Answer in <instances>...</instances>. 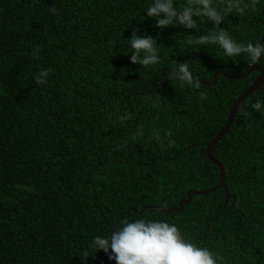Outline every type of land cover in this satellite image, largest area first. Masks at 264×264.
Segmentation results:
<instances>
[{"label": "trees", "instance_id": "16d2710c", "mask_svg": "<svg viewBox=\"0 0 264 264\" xmlns=\"http://www.w3.org/2000/svg\"><path fill=\"white\" fill-rule=\"evenodd\" d=\"M150 3L0 0V264H115L90 245L126 211L118 221L167 220L224 264H264V116L252 108L264 100V84L212 150L225 169V204L219 189L192 195L180 211L131 210L177 206L187 191L217 184L204 150L258 75L206 84L217 71L242 74L252 61L224 57L217 44L186 45L188 33L215 31L213 24L158 29L146 17ZM220 27L264 44V0ZM133 31L157 38L159 64L130 61ZM177 62L189 65L199 89L167 80ZM48 68L47 82L37 84Z\"/></svg>", "mask_w": 264, "mask_h": 264}, {"label": "clouds", "instance_id": "9594fccd", "mask_svg": "<svg viewBox=\"0 0 264 264\" xmlns=\"http://www.w3.org/2000/svg\"><path fill=\"white\" fill-rule=\"evenodd\" d=\"M257 3L258 0H184L182 7L178 8L175 0H151L145 12L146 17L155 19L154 24L158 29L180 26L199 30L201 20L211 22L215 31L210 30L200 36L188 33L186 45L217 44L224 57L246 56L256 63L264 59V44L238 41L220 25L228 14L242 16L249 10H255ZM50 11L55 12L56 9L52 7ZM127 41L132 49L130 61L133 64L148 67L160 63L157 38L146 32L137 34V31H133ZM39 51V47L35 48L33 57ZM51 71V68L40 70L34 77L35 82L45 84ZM166 77L191 88H200V82L186 62H177ZM199 95L203 98L205 93L200 92ZM252 108L264 116V100H255ZM155 139L160 141L159 133ZM168 143L172 144L171 139ZM90 247L94 250L93 254L103 251L108 260L115 264H224V257L219 252L189 242L175 224L164 219H123L113 226L110 234L95 235Z\"/></svg>", "mask_w": 264, "mask_h": 264}, {"label": "water", "instance_id": "95a60500", "mask_svg": "<svg viewBox=\"0 0 264 264\" xmlns=\"http://www.w3.org/2000/svg\"><path fill=\"white\" fill-rule=\"evenodd\" d=\"M262 41H263V38L260 41L261 44H262ZM252 72H258V75L254 78V80L251 82V84L233 101V103L229 109L225 124L215 134L213 139L207 144V146L204 150L208 160L218 168V182H217V184L211 188L204 189V190H189V191H187L186 198L179 200L177 206H171L167 209H162L159 206L148 205V206L142 207L139 211H136L135 208H132L131 209L132 211H135L138 214H140L144 209H148V208L157 209V210L162 211L163 213H171L172 211H180V210H182L184 204H187L192 200V195H205V194H208L210 192H213V191H216L219 189L223 190L224 204L228 201V199L230 198V194L228 193V189H227V186L225 184V169H224L223 164L219 160H217L216 158L213 157L212 150H213L214 146L217 144V142L221 139L223 134H225L226 131L231 126L233 119H234V116H235V113H236L238 107L240 106V104L248 96H250L260 85L264 84V67L252 62L250 64L249 68L244 73L237 74L234 76H229V75H226L222 71H217L213 74L212 82L206 83L208 85H214L216 77L218 75L223 76L229 80H237V79H241V78L249 75ZM163 77H164V71L162 72V78ZM221 207L217 208V210L215 211V218L217 217L218 211L221 209ZM127 212L128 211L124 212L123 214H125ZM123 214H121V216L117 219V221L115 222L114 225L117 224L118 220L123 216ZM207 228H208V226H207Z\"/></svg>", "mask_w": 264, "mask_h": 264}]
</instances>
